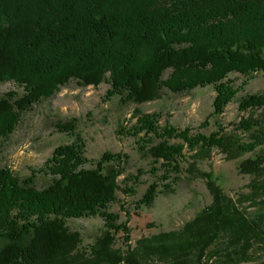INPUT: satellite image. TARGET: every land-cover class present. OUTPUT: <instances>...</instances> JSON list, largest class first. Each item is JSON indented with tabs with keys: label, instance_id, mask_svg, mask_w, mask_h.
Listing matches in <instances>:
<instances>
[{
	"label": "trees",
	"instance_id": "1",
	"mask_svg": "<svg viewBox=\"0 0 264 264\" xmlns=\"http://www.w3.org/2000/svg\"><path fill=\"white\" fill-rule=\"evenodd\" d=\"M261 72L264 0H0V84L23 89L0 96V144L22 113L72 80L82 86L106 81L105 99L119 95L123 104L155 100L163 89L212 86L217 126L209 134L193 132L168 120L161 124L162 112L137 108L136 122L118 128L137 138L157 178L134 209L151 207L160 187L173 191L183 158L212 195L181 228L132 245L128 210L120 221L109 207L119 191L135 193L129 183L143 170L126 176L122 188L128 155L105 151L95 162L85 155L77 118L59 122L57 131L75 138L58 145L42 166L25 177L0 167V264H264V92L242 96L238 109L248 114L233 130L217 119L239 91L229 76ZM215 149L227 161L254 153L238 163L239 173L251 177L247 192L231 196L212 171L196 168ZM37 173L51 176L45 187L34 184ZM86 216L104 221L102 233L85 247L67 220ZM118 235L126 249L116 246Z\"/></svg>",
	"mask_w": 264,
	"mask_h": 264
},
{
	"label": "rangeland",
	"instance_id": "2",
	"mask_svg": "<svg viewBox=\"0 0 264 264\" xmlns=\"http://www.w3.org/2000/svg\"><path fill=\"white\" fill-rule=\"evenodd\" d=\"M229 78L234 80L239 91L236 98L226 104L225 112L217 119L229 130H233L239 117L248 114L247 111L238 109L242 96L264 92V72L253 77L232 73ZM109 85L105 81L98 86H82L72 80L64 84L53 96L40 100L33 109L22 113L21 122L14 133L1 141L0 167L7 166L21 177L30 175L33 168L36 169L46 162L58 145L70 143L75 138L71 133L57 131L56 125L77 118L76 132L82 135L86 145L85 155L91 160L96 162L105 151H121L128 155L123 175L119 177L122 188H125L122 181L126 176L136 175L138 169L144 172L138 182L129 183L135 193L119 191L117 200L109 207L110 211L120 215V221L128 219L124 212L128 210L130 217L127 224L131 229L128 243L135 245L140 237L181 228L209 205L212 195L205 185L206 180L197 177L195 171L189 172L191 163L187 158H183L180 161L182 169L177 175L179 179L172 183L173 191L167 192L160 187L162 191L151 207L134 209L135 201L143 195L148 183L157 178L148 172L153 163L151 158L143 156L139 150L137 138L118 133V128L135 123L134 113L138 108L144 113L162 112L161 124L168 120L179 128L190 126L193 132L209 134L217 129L216 117L212 115L215 91L212 86H200L183 93L163 89L160 97L155 100L140 104L132 101L123 104L119 95L105 99ZM9 89L17 91L20 95L23 93L22 88L11 81H5L0 84V96ZM241 135L247 138L246 133ZM250 155L254 156V153L246 154L242 158ZM242 158L227 161L224 154L215 149L213 157L197 162L196 168L206 172L212 171L222 190L237 197L240 192L248 191L246 186L251 181L249 175L239 173L238 163ZM157 173L160 174L161 170ZM50 178V175L37 173L34 184L38 188L45 187ZM122 205L124 207H121ZM103 221L100 217L86 216L68 219L67 225L80 232L86 247L94 243L95 238L102 233ZM120 235L117 236L116 246L126 249ZM2 244L4 238L0 237V245ZM253 260L257 261L256 258Z\"/></svg>",
	"mask_w": 264,
	"mask_h": 264
}]
</instances>
